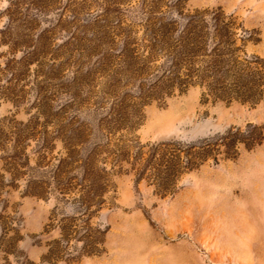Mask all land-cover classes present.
Listing matches in <instances>:
<instances>
[{"label": "rangeland", "instance_id": "1", "mask_svg": "<svg viewBox=\"0 0 264 264\" xmlns=\"http://www.w3.org/2000/svg\"><path fill=\"white\" fill-rule=\"evenodd\" d=\"M144 3L0 0V264H264V95L254 105L201 102L190 87L142 108L137 127L120 137L133 146L192 142L248 124L263 135L235 158L220 148L217 163L209 157L165 197L118 171L119 135L100 147L101 58L116 53L123 34L142 36ZM166 4L161 15H175ZM185 7L232 15L246 53L264 59V0ZM89 154L108 187L103 205L86 215L57 183L80 179ZM86 223L100 240L98 254L83 251Z\"/></svg>", "mask_w": 264, "mask_h": 264}, {"label": "trees", "instance_id": "2", "mask_svg": "<svg viewBox=\"0 0 264 264\" xmlns=\"http://www.w3.org/2000/svg\"><path fill=\"white\" fill-rule=\"evenodd\" d=\"M186 1L145 0L142 36L123 34L116 53L101 58L107 105L101 122L106 141L100 147H111V139L117 135L125 137L123 132L133 131L141 121L144 106L153 101L163 104L175 91L184 93L198 87L201 102L254 105L262 99L264 59L246 53L237 37L240 25L234 17L221 8L189 10ZM165 2L175 15H161ZM117 35L104 40L110 45ZM262 140L260 128L253 124L243 130L231 127L192 142L167 140L147 147L133 146L120 138L112 146V158L118 171L133 175L135 183L144 180L153 185L157 195L165 197L176 191L183 175L196 170L209 157L217 163L220 148L225 157L235 158L239 146L249 150ZM91 157L89 154L79 165L80 179L57 183L60 192L77 195L86 215L91 214L92 207L103 205L108 187L105 169L95 167ZM93 233L86 223L83 251L87 254L100 253V240Z\"/></svg>", "mask_w": 264, "mask_h": 264}]
</instances>
